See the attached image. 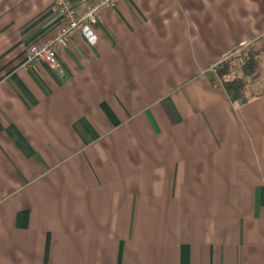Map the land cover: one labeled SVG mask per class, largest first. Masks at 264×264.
<instances>
[{
	"label": "crops",
	"instance_id": "obj_1",
	"mask_svg": "<svg viewBox=\"0 0 264 264\" xmlns=\"http://www.w3.org/2000/svg\"><path fill=\"white\" fill-rule=\"evenodd\" d=\"M61 23L0 0V264H264V0H118L23 67Z\"/></svg>",
	"mask_w": 264,
	"mask_h": 264
},
{
	"label": "built area",
	"instance_id": "obj_2",
	"mask_svg": "<svg viewBox=\"0 0 264 264\" xmlns=\"http://www.w3.org/2000/svg\"><path fill=\"white\" fill-rule=\"evenodd\" d=\"M117 2L118 0H91L82 11L77 12L72 0H53L54 12L61 19V26L50 38L29 48L22 66L30 67L44 63L52 68L57 67L58 49L67 47L72 36L77 32L95 38L92 26L99 20L104 9L113 7ZM207 71L213 73L215 66H210Z\"/></svg>",
	"mask_w": 264,
	"mask_h": 264
},
{
	"label": "trees",
	"instance_id": "obj_3",
	"mask_svg": "<svg viewBox=\"0 0 264 264\" xmlns=\"http://www.w3.org/2000/svg\"><path fill=\"white\" fill-rule=\"evenodd\" d=\"M260 54H261L260 50H258V49L252 50L249 53V55L247 56V60L241 64L242 74L239 76L238 75L233 76L232 79L227 80L225 82L226 90L232 99H240V100L246 99L243 96V90L245 87V79L244 78H245V76L252 74L254 72L256 66H258V64H260V62H261ZM228 71H229V66L227 65L226 68L224 69V71L221 72V74L225 75L228 73Z\"/></svg>",
	"mask_w": 264,
	"mask_h": 264
},
{
	"label": "rangeland",
	"instance_id": "obj_4",
	"mask_svg": "<svg viewBox=\"0 0 264 264\" xmlns=\"http://www.w3.org/2000/svg\"><path fill=\"white\" fill-rule=\"evenodd\" d=\"M244 49L245 48H239L230 55V58L234 59V69L236 70L239 69L242 62L241 60L245 57Z\"/></svg>",
	"mask_w": 264,
	"mask_h": 264
}]
</instances>
